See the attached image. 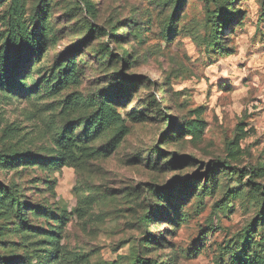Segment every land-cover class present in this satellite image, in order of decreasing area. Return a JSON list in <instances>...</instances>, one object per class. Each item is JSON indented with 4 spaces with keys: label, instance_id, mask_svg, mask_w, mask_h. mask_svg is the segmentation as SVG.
<instances>
[{
    "label": "rangeland",
    "instance_id": "374dc122",
    "mask_svg": "<svg viewBox=\"0 0 264 264\" xmlns=\"http://www.w3.org/2000/svg\"><path fill=\"white\" fill-rule=\"evenodd\" d=\"M244 252L264 264V0H0V264Z\"/></svg>",
    "mask_w": 264,
    "mask_h": 264
},
{
    "label": "trees",
    "instance_id": "16d2710c",
    "mask_svg": "<svg viewBox=\"0 0 264 264\" xmlns=\"http://www.w3.org/2000/svg\"><path fill=\"white\" fill-rule=\"evenodd\" d=\"M213 13H214V15H216V14L219 13V11L214 10ZM225 25H227V24H225ZM222 31H223V28L220 29V26H218L217 27V32H222ZM109 54H111V56L113 55L112 53H109ZM25 60H28V59H25ZM21 61H23V57L19 56L17 58V60H16V62H17L16 64H19ZM120 61L124 62V58H121ZM6 65H7L6 66L7 69H11V66H9L8 63H6ZM17 71L18 70H17V67H16L15 74L17 73ZM5 82L6 83L3 84V85L6 86V84H9L11 81H5ZM129 84H132V83L128 82V81H125V82L121 81L120 83H118V87H119L117 89L118 92L126 93L128 91ZM25 152H26V150H25ZM21 155H23V153L20 154L19 156H21ZM17 206H18V213L21 216V212L23 211V209H22V207H21V205L19 203H17ZM148 218L151 219V216L150 217L148 216ZM196 251H198V249H196ZM150 262H151V264H159L157 261H154V260H151ZM138 263H142V261L138 260ZM37 264H46V263L44 261H38ZM230 264H259V259L257 258L256 255H251L248 252H244V253H242V255H232L230 257Z\"/></svg>",
    "mask_w": 264,
    "mask_h": 264
}]
</instances>
